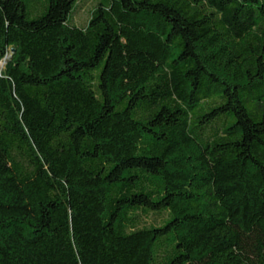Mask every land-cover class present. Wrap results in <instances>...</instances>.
<instances>
[{"label":"trees","instance_id":"obj_1","mask_svg":"<svg viewBox=\"0 0 264 264\" xmlns=\"http://www.w3.org/2000/svg\"><path fill=\"white\" fill-rule=\"evenodd\" d=\"M86 1L0 0V264H264V0Z\"/></svg>","mask_w":264,"mask_h":264},{"label":"rangeland","instance_id":"obj_2","mask_svg":"<svg viewBox=\"0 0 264 264\" xmlns=\"http://www.w3.org/2000/svg\"><path fill=\"white\" fill-rule=\"evenodd\" d=\"M92 3V0H87L83 7L75 14V21L77 23L82 24L87 20ZM5 64L6 60L1 63V68H3Z\"/></svg>","mask_w":264,"mask_h":264},{"label":"water","instance_id":"obj_3","mask_svg":"<svg viewBox=\"0 0 264 264\" xmlns=\"http://www.w3.org/2000/svg\"><path fill=\"white\" fill-rule=\"evenodd\" d=\"M12 51L14 52V49Z\"/></svg>","mask_w":264,"mask_h":264}]
</instances>
